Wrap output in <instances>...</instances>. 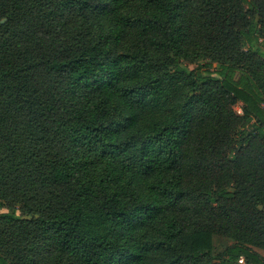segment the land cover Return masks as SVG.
Wrapping results in <instances>:
<instances>
[{
  "label": "trees",
  "instance_id": "obj_1",
  "mask_svg": "<svg viewBox=\"0 0 264 264\" xmlns=\"http://www.w3.org/2000/svg\"><path fill=\"white\" fill-rule=\"evenodd\" d=\"M255 248L264 0H0V264Z\"/></svg>",
  "mask_w": 264,
  "mask_h": 264
},
{
  "label": "rangeland",
  "instance_id": "obj_2",
  "mask_svg": "<svg viewBox=\"0 0 264 264\" xmlns=\"http://www.w3.org/2000/svg\"><path fill=\"white\" fill-rule=\"evenodd\" d=\"M239 106L235 107L236 112L239 114L238 112ZM230 240H228L225 237L222 236H215L213 239V245H214V250L215 252H221L222 250L225 249V247H227L230 244ZM255 251L259 252L261 255L264 256V250L261 249H254ZM241 264H243L242 262H240Z\"/></svg>",
  "mask_w": 264,
  "mask_h": 264
},
{
  "label": "built area",
  "instance_id": "obj_3",
  "mask_svg": "<svg viewBox=\"0 0 264 264\" xmlns=\"http://www.w3.org/2000/svg\"><path fill=\"white\" fill-rule=\"evenodd\" d=\"M238 112L240 113L241 111H240V108L238 109ZM240 262H242V259H240Z\"/></svg>",
  "mask_w": 264,
  "mask_h": 264
},
{
  "label": "water",
  "instance_id": "obj_4",
  "mask_svg": "<svg viewBox=\"0 0 264 264\" xmlns=\"http://www.w3.org/2000/svg\"><path fill=\"white\" fill-rule=\"evenodd\" d=\"M3 22V21H2Z\"/></svg>",
  "mask_w": 264,
  "mask_h": 264
}]
</instances>
